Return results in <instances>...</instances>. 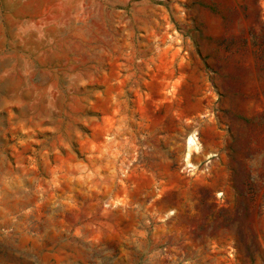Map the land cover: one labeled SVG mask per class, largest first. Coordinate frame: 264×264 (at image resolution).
I'll use <instances>...</instances> for the list:
<instances>
[{"label": "rangeland", "instance_id": "rangeland-1", "mask_svg": "<svg viewBox=\"0 0 264 264\" xmlns=\"http://www.w3.org/2000/svg\"><path fill=\"white\" fill-rule=\"evenodd\" d=\"M0 264H264V0H0Z\"/></svg>", "mask_w": 264, "mask_h": 264}]
</instances>
